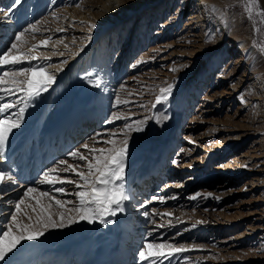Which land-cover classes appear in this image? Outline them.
<instances>
[{"label":"rangeland","instance_id":"rangeland-1","mask_svg":"<svg viewBox=\"0 0 264 264\" xmlns=\"http://www.w3.org/2000/svg\"><path fill=\"white\" fill-rule=\"evenodd\" d=\"M13 2L0 0V52L19 31L35 23L40 30L26 33L24 49L49 36L57 45L52 46L51 40L41 45L37 54L40 59L32 61V65H56L50 68L53 75L71 72H64L60 78L67 94L54 90L55 85L49 87L29 102L20 128L9 136L5 158L0 159V171L6 174L0 184V231L29 187L59 199L74 200L71 193L76 189L71 184L55 185L68 189L69 194L61 195L54 192L53 186L39 183L43 172L56 167L59 160L82 165L68 154L79 148L88 155L81 147L85 143L90 148H107L109 145L96 143L93 138L103 141L108 132L143 120L144 131L129 134V149L138 161L125 174V189L131 194L130 200L124 202L125 211L111 219L114 223L86 222L78 234L73 229L82 228L83 221L49 229L39 239L49 235L57 244L43 250L41 262L46 264L45 260L60 250L67 256L66 264H71L74 259L70 250L81 239H97L104 234L118 238L121 225L127 223L131 228H127L126 242L115 243L117 251L123 250L122 255L128 251L127 264H149L138 256L146 243L189 249L162 259V264H264V52L254 46V41L264 40V25L257 36L253 21L242 7L243 0H140L139 4L145 6L159 4L156 25L150 30V24L147 30L143 24V28L135 26L138 19L132 23L139 6L134 0H22L6 17ZM93 3L95 14L89 10ZM260 7L264 8V0H260ZM149 8L143 21L154 14ZM125 13L131 16L128 20ZM160 16L162 23L157 20ZM62 24L63 34L58 35L56 31ZM92 24L113 28L111 34L116 36L106 33L105 27L96 32L90 29ZM96 33L93 45L88 46L85 41ZM22 66L30 65L16 67ZM9 70L10 67H0V72ZM88 72L99 75L101 88L83 78ZM168 85H173L170 97L156 104L160 89ZM82 94H87L86 104L99 110L97 119L90 127L76 128L73 137L69 133L71 142L67 147L56 142L54 151H48L51 127L75 107ZM179 94L191 96L185 113L175 109ZM116 97L127 103L116 105ZM23 98L24 93H17L0 103L20 102ZM167 105L172 108L169 112L164 109ZM113 113L130 119L108 123ZM154 116L160 118L159 123ZM68 130L67 127L65 141ZM173 136L175 141L156 174L151 164L160 147L169 145ZM147 139L150 142L141 152L140 143ZM221 152L225 154L218 158ZM227 162L244 169L235 187L206 185L210 175H196L201 170L210 171L213 163ZM23 166L27 176L21 173ZM220 173L223 172L217 178ZM59 175L78 180L72 172L60 171ZM38 192L33 195L38 196ZM146 211L148 216L143 215ZM37 242H24L12 264H17L21 251ZM123 245L126 249H122Z\"/></svg>","mask_w":264,"mask_h":264},{"label":"snow or ice","instance_id":"snow-or-ice-1","mask_svg":"<svg viewBox=\"0 0 264 264\" xmlns=\"http://www.w3.org/2000/svg\"><path fill=\"white\" fill-rule=\"evenodd\" d=\"M21 3L22 0H14L5 16L12 15V10ZM242 7L248 19L254 23V32L260 36L262 34L260 26L264 25V8L260 7V0H243ZM90 27L95 28L96 25L92 24ZM39 30L37 24L34 23L19 31L14 36L13 42L0 52V67H10L11 69L0 72V101H4L6 97H11L17 93H24V98L20 102L12 100L0 103V114H5L3 118H0V159L5 158L9 136L13 134L15 129L20 128L29 102L38 99L55 82V75L48 72L47 66L32 65V61L40 59L39 56L35 55L36 51L41 45H46L48 40H43L40 44H32L28 50L24 49V45L27 44V41L24 40L26 33L34 34ZM254 46L264 52V40L254 41ZM81 51H83L82 48ZM142 62L138 61V63ZM25 64L30 66L16 67ZM175 70L173 69V71ZM83 78L93 87L101 88L102 80L98 74L88 72ZM172 90L173 85L161 88L160 95L156 97V104L166 102ZM19 103H23V106H19ZM122 103H127V101H122L116 97L115 104L120 105ZM12 109H17V111L10 112ZM152 118L158 123L160 122L159 117L154 116ZM120 119L128 120L130 118L113 113L107 122L113 123ZM144 124L145 121L143 120L133 121L126 123L118 131L108 132L107 139L103 141L93 138L96 143L103 142L109 145L107 148H90L85 143L81 147L88 151V155L81 152L79 148L71 151L68 155L83 162L82 165L69 164L67 160H59L55 162L56 167L44 171L39 183L53 186L54 192L61 195L69 194L68 189L63 186L55 187V185L71 184L76 189L75 192L71 193L75 199H59L50 192H38L37 188L29 187L23 198L15 203L14 211L8 218L6 227L0 231V264H12L17 250L22 247L24 242L38 240L49 229L63 228L78 221H86L89 224L97 221L101 224L114 223L113 220H105V217H115L118 213H123L125 211L124 202L131 198V194L126 191L124 183L130 147L129 134L144 131ZM60 166L64 167L61 168ZM82 168L86 171L81 170ZM60 171L72 172L78 180L61 177ZM5 176L6 174L0 171V184L4 183ZM7 179L11 180L12 177L8 176ZM37 192L38 196L33 195ZM28 201H34V203H26ZM70 205L71 207H69ZM143 215L148 216L149 213L146 211ZM163 215L171 216L172 213ZM166 249L169 251L166 252ZM185 251H189V249L165 243H146L144 248L139 251L138 256L140 261H149V264H162V259Z\"/></svg>","mask_w":264,"mask_h":264},{"label":"bare ground","instance_id":"bare-ground-1","mask_svg":"<svg viewBox=\"0 0 264 264\" xmlns=\"http://www.w3.org/2000/svg\"><path fill=\"white\" fill-rule=\"evenodd\" d=\"M134 2L139 4L140 0H134ZM183 2H189V0H183ZM94 5H96V3H93L92 7L89 8L90 12H92L93 14H95L92 10ZM157 5L159 6V4H157ZM157 5L151 4V5L145 6L144 4H142V5L139 4V6L135 8L136 11H135V15H134L132 23L134 24L135 21L138 19V21H136L135 26L142 27L144 25V30H147V26L150 24L149 30L152 29L153 24L155 23V25H156L155 19L157 18L158 14L160 13V9L157 10V7H158ZM155 6H156V9H154ZM148 8L150 10H154V12H153L154 14H153V16L152 15L148 16L149 18L147 19V21L144 20L145 21L144 22L143 16L145 15L144 13L148 10ZM129 9H131V7ZM155 12H156V14H155ZM124 16H127L126 13L124 14ZM161 16L157 19L159 21V23L163 22L161 20ZM130 17L131 16H127L126 20H128ZM122 22H124V21H122ZM142 22H144V23H142ZM104 27H105V25L103 24V26H101V27H98V26H96L95 28L90 27V29H93V30H96V32H99V30H101L102 28L104 29ZM62 28H63V24L57 29V31H56L57 34L58 33L63 34ZM109 28L110 27H108V28L105 27V30H106V33H108L110 31V34H111L113 28H110V29ZM160 29H162V28H160ZM119 34L117 33V35H119ZM96 35H97V33L95 34V36L93 35L94 37L87 39L85 41V43L88 46L93 45L95 38H96ZM111 35L113 37L116 36L113 34H111ZM117 38H119V37H117ZM98 39H99V37H98ZM47 40H51L52 46L57 45V41L53 40V36H49ZM57 40H60V38H58ZM37 54H38V50L36 51L35 55H37ZM57 54H61V53L58 52ZM80 60H81V58H80ZM41 65H45V64H41ZM55 66L56 65L47 67L48 72L51 71L50 70L51 67H55ZM64 72H66V74H68L69 72H71V70H67V71L64 70L63 72L57 73V75H55V82L51 85V86L55 85L54 90H57V88H58L60 90V92L62 91V94L64 92L65 93L68 92V91H63L64 90L63 82L60 79ZM65 77H67V75ZM96 92H98V91L96 90ZM190 99H191V96L187 97V94H179L177 101L175 103V109H178V110L183 109L184 113H185V111L187 112V110L189 111V108L187 110H186V108L188 106L187 104H188ZM77 101H78V103L75 104V107L70 108L69 111L66 114H64L65 116L63 115L64 117L60 116L62 119L60 118V120L58 119V120H56V122H54L55 124L53 123L54 125L52 124L53 125L51 127L52 130L50 131V133L47 137L48 142L52 143V144H50L51 147H48V149H47L48 151L49 150L52 152L54 151L56 142H57V145L61 144L62 147H67L69 142H71V140L69 138V133L71 134L70 137H73L76 134L75 133L76 128L81 129V125H82V127L83 126L84 127H87V126L90 127L89 124L92 123L94 119H97L99 110L96 109V107H94V106L92 107V106L86 104L87 94L80 95V97ZM164 109H165V111L169 112L170 109H172V108L168 107V105H167V106H165ZM67 127L70 130H68V137L66 138L67 141H65L64 133H65ZM60 128H63V130L60 131L61 130ZM56 134L58 135L57 139H56ZM51 138H52V140H51ZM174 139H175V137L173 136L168 142L169 145H167V146L165 145L163 147H160L161 150L158 152V155L155 157L156 159L151 164V166H154L152 168L154 173L158 174V169H160L161 163L164 162L165 153L167 152V150H170L169 146L172 145V143L175 141ZM149 142H150V140L147 139V141L140 143V145L143 146L140 149L141 152H143V149L148 145ZM60 150H61V148H60ZM132 153H133V151L129 149L126 173L131 169L132 165L138 161L137 157H136L137 159L135 158V160H134V158H133L134 154H132ZM224 154L225 153L222 154V152H221V154L218 153L219 157L218 156L217 157L220 158ZM208 160H209V157L208 158L206 157L205 162L208 163L207 162ZM212 166H213V168H212L213 170L210 169V171H206V172H202L204 170H201L200 173L196 174L197 176L198 175L205 176L206 173H208L210 176L211 175L213 176L215 174V176L211 177V178L208 175L209 179L204 182L206 185L217 186L218 188H223L226 186H230V187L234 186L235 187L239 178H242V176H244V174H242L244 169H242L241 165H235V164L227 162V163H222V164H218V163L214 164L213 163ZM219 172H223V173L222 174L220 173L221 176L217 178L216 175L219 174ZM197 181L200 182L201 177L200 178L198 177ZM137 188H139V187H137ZM111 219H113V217H105V220H111ZM83 222H84V225L82 226V228H75V229H73V231L76 232L77 234L80 233L82 231V229H84L86 221H83ZM71 228H73V227H71ZM121 228H122V232L120 233V235L118 234L119 235L118 238L116 236H113L112 234H108V235L104 234L103 236H101L100 238H97V239H95V238H93V239L92 238L81 239V241L78 242V244L74 245L70 250V253L74 259V260H72L73 263H71V264H118L119 262H120V264H127V260L125 259V256L127 255L128 251L123 252V255H122L121 251H123V250L119 249L117 251L115 246L117 247V245H119L117 243L124 244L126 242L125 239L129 236L128 235L129 231H127V228H131V226H130V224L125 223V224L121 225ZM82 238H84V237H82ZM37 241H38L37 245H35V246L32 245L34 243L33 242L30 246H28L27 250L20 252L19 259H17L18 262H16L17 264H40L41 258L43 257V256H41L42 255L41 253L43 252V250H46V249L53 247L57 244V243L54 244L55 241L52 240V237H50L49 235L42 238V240L39 239ZM49 243H53V244H49ZM115 243L117 245H115ZM34 244H36V243H34ZM122 249H126V246L124 247V245H123ZM21 253H23V254H21ZM51 256H52L51 259L48 258V260H45L46 264H51V263L52 264H66V257L67 256L65 255V252L60 251V250H56Z\"/></svg>","mask_w":264,"mask_h":264}]
</instances>
